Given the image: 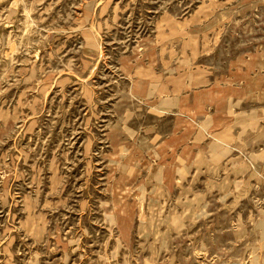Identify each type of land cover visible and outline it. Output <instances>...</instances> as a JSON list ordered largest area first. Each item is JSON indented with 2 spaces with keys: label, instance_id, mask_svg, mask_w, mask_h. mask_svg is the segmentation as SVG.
Instances as JSON below:
<instances>
[{
  "label": "rangeland",
  "instance_id": "rangeland-1",
  "mask_svg": "<svg viewBox=\"0 0 264 264\" xmlns=\"http://www.w3.org/2000/svg\"><path fill=\"white\" fill-rule=\"evenodd\" d=\"M0 264H264V0H0Z\"/></svg>",
  "mask_w": 264,
  "mask_h": 264
}]
</instances>
